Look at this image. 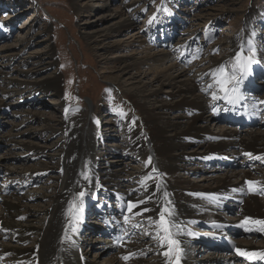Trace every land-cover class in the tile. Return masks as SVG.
Here are the masks:
<instances>
[{
  "label": "bare ground",
  "instance_id": "obj_1",
  "mask_svg": "<svg viewBox=\"0 0 264 264\" xmlns=\"http://www.w3.org/2000/svg\"><path fill=\"white\" fill-rule=\"evenodd\" d=\"M77 2L79 0H74L75 10L81 13L84 9L79 8ZM133 26L134 22L131 17H122L114 22L109 29L94 31L88 36L93 39V44L99 46L109 35L129 31ZM138 35L137 33L131 35L127 43L133 48L132 46H136L139 42L138 50L145 47L142 51L139 50L143 57L137 59L133 64H126L119 72L124 77L129 74L127 71L130 67L141 68L144 66L148 67L150 72L158 73V75L149 85H145V83L143 85V81L139 80L149 77L152 74L150 72L143 73L139 77L131 75L125 82L122 81L123 77L116 76L113 79L115 83H113L122 87L124 96L134 109L140 112L142 120L139 124L143 129L139 131L138 128L137 131L133 132L132 125H128V130H124L123 127V131H127L128 140L122 147L115 148L107 145V147H102L106 144V134H102L104 131L102 133L100 131L95 136H90L88 131L82 132L78 144L75 143L69 151L62 152L60 155L61 167L49 169V164L40 165L41 168L39 169L34 167L35 170L26 167L23 172L28 174H23L20 177L17 172L13 173L12 170H7L9 177L17 178L19 184H24V187L30 178H41L53 173V171L62 175L55 178L51 195L43 193L44 199L50 198L51 203L44 207L42 220L41 217L38 218L39 222L42 221L39 226L31 225L33 219L34 221L38 219H35V213L31 212L29 205L25 203L34 197H12L5 200L0 206V264H97L95 260L89 263L85 259L86 255L83 249L86 239H83L84 237L82 238L80 234L83 217L81 216L77 224V232L72 233L66 216L69 203L81 190L86 191L82 212L92 202L91 197L96 195L106 199L102 209H105L106 202L112 196L116 197L122 206V213H113L112 216L116 223L123 226L125 235L129 240L120 247H116L112 241L104 243L101 249L105 250V254L110 255L111 252L116 251V254L112 253L107 264H166L167 258L162 254L165 249L160 247L159 241L153 238V235H149L153 229L148 222L149 217L155 219L160 211L159 202L161 198L155 185L161 181L170 194L169 198L175 208V219L182 222L184 226V233L179 237L184 249L181 264H199L196 253L200 247H203L204 241L191 233V227L206 225L210 229L209 234L216 239H220L225 231L231 228L232 230L241 228L245 234L264 238V230H260L259 225L252 223V221H264V201H261L255 194L264 188V176H259L260 173L264 172V131H245L243 128H233L223 130L224 132L219 135H214L209 129V122L211 121L204 117V113L208 110L212 112L218 103L230 106L223 100L211 98L209 91L215 89L205 91L208 85L213 83L212 78L206 73L222 63L214 60L211 68L203 71L204 73L198 78H192L188 69H181L179 63L176 62L177 60L171 59L169 52L162 49L164 46L161 48L151 47V49L147 46L149 43L143 40V37L141 40ZM137 49L135 48L133 51ZM157 49L162 50L156 51ZM239 49L240 44H237L234 55ZM6 50L7 58H15L19 51L10 50L9 47ZM151 51L155 52L151 53ZM42 55L45 57V54ZM46 55H51V51ZM130 57L132 59L133 55L131 54ZM37 59L39 62H43L42 57ZM50 64V67H53L54 63L51 62ZM253 68L254 66H252L251 75L245 81L250 80L256 73ZM21 73L23 81L14 82L11 80L6 90L2 91L4 92V100L15 92L21 96L25 95L27 99H33L37 93L46 95L60 93L58 75L37 80L33 71ZM155 84H158L159 89H153ZM15 85H18L20 90H15ZM164 89H167L166 92L169 94L166 100L161 98V91ZM241 89L247 99V103L243 106H253L254 108L251 109L254 111H262L264 105L250 99L245 83L241 85ZM63 106L65 107V105L60 107ZM6 110L5 104L0 103V116ZM30 113L32 112L30 111ZM27 116L30 117V114L28 113ZM217 121L219 120L214 118L212 123H217ZM50 123L49 119L44 118L42 121L44 127L40 130L42 133L54 137L61 131ZM93 124L97 125L94 119H92L90 128H93ZM18 126L20 129L13 131L9 142L33 156H37L40 152L43 154L40 147L32 146L35 144L26 141V132L22 131L24 126L16 125V127ZM107 127L105 128L107 129ZM97 142H102V145L97 147ZM55 148L51 149L53 156H56L55 153H57ZM124 150L141 156L147 161L145 168L138 171V174L134 176L128 174L125 169L114 170L120 164L126 165L122 159ZM110 155L114 156L113 162L107 161L106 157ZM240 155H245L250 161L260 164V168L256 170L259 173L256 179L251 177V173L224 168L229 167L225 166L228 162H233L231 165L234 166L236 164L235 158ZM149 158H151L150 164L148 163ZM218 161L226 162L220 164ZM195 163L198 166L203 163L204 167H207L206 170L209 168L216 169V173L212 177L210 176L213 181L210 188H203L189 178L180 176L177 178L176 175H179L180 172L187 171L188 174H191L192 164L195 165ZM187 165L192 168L188 169ZM82 173H87L90 179L85 180ZM149 176L154 179L146 180V177ZM12 179H9L10 182H13ZM145 180L147 190L141 183ZM248 181L259 182L258 185L253 186L256 190L249 191ZM125 182H129L131 186L122 189L123 187L121 188L120 185ZM4 193V189H1L0 196ZM194 194H214L215 199ZM150 195L153 196L152 200L137 204L138 201L146 200ZM130 202L137 204V206L133 207L131 211H127V205ZM234 203L243 204V207H239L241 217L238 223H226L220 217V213L225 212L227 206L229 208L234 207ZM145 208L149 211L142 212V209ZM118 215L123 219L122 221L119 218L116 219ZM125 216L128 217L127 221H125ZM191 221H195V223H191ZM126 224H132V227L133 225L136 226V231L140 226L146 229L149 241H145L146 239L144 240L142 237L135 240V228L128 227ZM66 232L71 240L65 239ZM10 236L15 244H6L3 241ZM90 240L88 239V241ZM237 249L249 255L264 252V248L258 249L253 246L241 245ZM152 252L154 259L152 261L146 260L147 253ZM129 255H133L132 261L123 259L124 256ZM249 255H241L237 251L234 259L221 262L219 258H216L213 263L246 264L249 261L260 259L258 255L249 259ZM237 260H243V262H237ZM204 264H212V261Z\"/></svg>",
  "mask_w": 264,
  "mask_h": 264
},
{
  "label": "rangeland",
  "instance_id": "obj_2",
  "mask_svg": "<svg viewBox=\"0 0 264 264\" xmlns=\"http://www.w3.org/2000/svg\"><path fill=\"white\" fill-rule=\"evenodd\" d=\"M77 3L79 8L84 9L81 13L75 10L74 0H0V103L5 104L7 108L0 116V190L5 189V183L12 179L7 174L9 173L7 170L17 172L20 177L28 174L23 172L26 167L31 170H35L34 167L39 169L40 165L46 164L50 165L49 169L61 167L60 155L62 152L69 151L75 143L78 144L82 132L88 131L90 136H95L100 131L101 133L104 131L102 134H106V144L102 147L115 148L122 147L128 140L127 131H123V127L124 130H128V125H132L133 132L138 128L139 131L143 129L139 124L142 120L140 112L134 109L124 96L122 87L114 84L113 81L116 76L123 77L119 71L126 64H133L143 57L140 51L145 47L139 51L137 49L140 46L139 42L136 46H132L133 48L127 43L131 35L139 34L141 40L143 37V40L149 43L147 46L150 48L156 46L161 48L166 43L165 46H168L162 49L169 52L173 60L182 58L184 54L181 52L184 51L187 43H190L187 47L190 51L187 53L192 55L191 59L189 58L192 64L180 63L178 60L176 62L181 69H188L192 78H198L204 73L203 71L211 68L214 60L221 63L229 62L235 56L237 44L241 45L252 32L256 34L254 39L258 48L260 37L264 36V0H79ZM122 17L133 19L134 26L131 30L111 34L99 46L93 44V39L88 34L109 29ZM150 20L153 21L151 24ZM165 25L171 31L160 28L159 32H156L155 26L164 27ZM170 36H173V41L170 40L172 42L168 40ZM194 46L195 48H192ZM7 47L13 51L19 50L18 55L15 58H7ZM181 47L184 48L181 49ZM135 48L137 50L133 51ZM50 51L51 55H46ZM154 52L151 51V53ZM42 54H45V57ZM131 54L132 59H130ZM40 57L43 62L37 59ZM257 59L258 63L264 65V51L258 50ZM27 61L29 62L26 64ZM51 62L54 63L53 67H50ZM24 71H33L37 80L58 75L60 93L48 95L37 93L33 99H27L25 95L21 96L15 92L4 100L2 91L6 90L11 80L23 81L21 72ZM127 72L129 74L123 77V82L128 81L131 75L139 77L143 73L150 72V69L144 66L141 68L133 66ZM157 75L158 73L154 72L139 81H143V85L144 83L149 85ZM257 83L259 86L257 95L264 100V79L258 80ZM157 85L155 84L153 89H159ZM15 86V90H20L18 85ZM166 90L161 91V98L164 100L169 95ZM62 105L65 107H60ZM26 112L30 114V117ZM204 117L211 121L209 129L214 135L233 129L212 123L209 110L204 113ZM44 118L49 119L50 124L61 132L54 137L42 133L40 129L44 127L42 124ZM92 119L97 122V125L93 124V128H90ZM19 124L24 126L22 131L26 132V141L35 144L32 146L40 147L43 154L40 152L37 156H33L9 142L13 131L20 129V126L16 127ZM243 130L264 131V126L243 128ZM96 145L101 146L102 142H97ZM48 147L51 149L56 147V156H53ZM122 154L127 167L120 164L114 170L125 169L128 174L134 176L147 165V161L141 156H136L127 150H124ZM113 157V155L106 157L107 161L113 162L115 160ZM235 161L236 168L231 166L224 168L251 173V177L255 179L259 175L256 172L257 168H260L259 163L250 161L245 155H240L235 158ZM196 164H192L191 174L187 171L180 172L176 175L177 178L179 176L189 178L203 188H210L213 185L210 176L216 173V169L206 170L207 167H204L203 163L199 166ZM231 164L233 165V162ZM186 167L192 168L189 165ZM59 175L53 171L41 178H30L26 181L27 184L29 183L27 187L25 186L26 188L13 177L14 183L10 186L14 188L11 189V194L0 196V206L12 197H34L25 203L29 205L31 212L35 213V219L41 217L42 220L44 207L51 203L50 198L44 199L43 193L52 194V186ZM259 176H264V172ZM130 186L129 182L120 185L122 189ZM112 198L117 199L113 196ZM259 199L264 201V196ZM239 207H243V204L239 206L235 204L231 210L221 212L220 217L226 223H238L241 217ZM116 218L123 220L120 215ZM41 222L39 219L36 221L33 219L31 225L37 227ZM89 222L91 223L90 220ZM191 231L198 234L202 229L191 227ZM140 234L139 237L149 241L146 230L140 231ZM81 237L86 239L83 250L85 259L89 263L95 260L97 264H107L112 253L116 254V251L109 252L110 255L105 254V250L101 247L108 240L104 242L97 233L92 235L91 230L84 231ZM88 239L91 240L88 241ZM3 241L6 244H15L11 236ZM233 243L237 248L241 245L264 248V238L252 234L238 236L234 238ZM153 255V252L147 253L145 259L152 261ZM196 257L199 264L208 261L214 264L216 258H219L221 262L235 258L228 253L211 252L201 247L197 250ZM237 262H243V260H237Z\"/></svg>",
  "mask_w": 264,
  "mask_h": 264
},
{
  "label": "snow or ice",
  "instance_id": "obj_3",
  "mask_svg": "<svg viewBox=\"0 0 264 264\" xmlns=\"http://www.w3.org/2000/svg\"><path fill=\"white\" fill-rule=\"evenodd\" d=\"M153 19H155V17ZM152 22V20L149 21L150 24ZM255 36V32H252L249 35V38L241 43L239 51H237L235 56L231 58L229 62L222 63L217 68L211 70L209 73H206L207 76L212 78L213 83L209 84L205 91L215 89L209 91V94L213 100H223L232 106L243 105L247 103V99L245 93L241 89V85L251 75L252 66L258 63V50L264 51V36L260 37L259 48L255 42ZM258 103L264 104V101H259ZM225 110L227 111L228 109ZM148 163H151V158H149ZM82 175L85 180L90 179L87 173H82ZM153 179L154 178L151 176L146 177V180ZM146 180L141 181L142 185L145 187V190H147ZM247 184L249 185V191H254L256 189L253 186L258 185L259 182L248 181ZM155 188L159 191L161 198L159 202L160 211L155 219L151 217L148 218V222L153 229V232L149 233V235H153V238L159 241L160 247L165 249L162 254L167 258L166 264H181L184 249L179 237L184 233V226L182 222L175 219V208L171 199L169 198L170 194L163 186V182L161 181L160 183H157ZM85 195V190L79 191L73 197V200L69 203L66 210V216L68 217V223L72 233L77 232V224L81 218ZM194 195L209 196L212 199H215L214 194ZM152 199L153 196L150 195L146 198V200L138 201L137 204H143L147 200ZM137 204H132L130 202L127 205V211H131V209L136 207ZM146 211H149V209H142V212ZM127 220L128 217L125 216V221ZM191 223H195V221H191ZM252 223L259 225L260 230H264V221L258 220L252 221ZM65 239L71 240V237L67 235V232ZM116 239L119 243L122 237H117ZM237 251L240 252L241 255H249L248 253L242 252L239 249H237ZM255 255H258L261 260H264V252L249 255V259H252ZM129 258V256L123 257L125 260H128Z\"/></svg>",
  "mask_w": 264,
  "mask_h": 264
}]
</instances>
